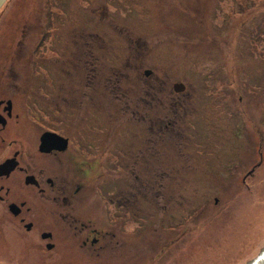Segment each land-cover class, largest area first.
Listing matches in <instances>:
<instances>
[{"label":"rangeland","instance_id":"1","mask_svg":"<svg viewBox=\"0 0 264 264\" xmlns=\"http://www.w3.org/2000/svg\"><path fill=\"white\" fill-rule=\"evenodd\" d=\"M82 1L61 0L69 17L59 18L56 27V45L69 50L70 75H63L66 63L49 60L63 48L49 41L41 45L47 29L44 0H10L1 10L0 52L8 59L0 66L38 68L30 59L45 52L43 64L58 69L57 83L67 88L40 105L60 104L59 116L95 145L85 182L101 181L116 200L134 178V225L125 224L118 233L115 251L84 263H248L264 247V0ZM103 5L109 8L101 25L107 42L99 64L87 63L88 88L103 85L94 95L86 93L82 71H74L80 50L73 40L76 28L88 32L102 22ZM14 53L18 57L9 62ZM177 83L186 91L175 93ZM143 84L157 86L150 114L169 121L164 136L148 133L150 124L139 122L127 106ZM97 131L104 132L101 139ZM113 143L117 183L107 150ZM128 229L134 233L128 236ZM9 238L0 264L48 260L28 251L27 241Z\"/></svg>","mask_w":264,"mask_h":264},{"label":"flooded vegetation","instance_id":"2","mask_svg":"<svg viewBox=\"0 0 264 264\" xmlns=\"http://www.w3.org/2000/svg\"><path fill=\"white\" fill-rule=\"evenodd\" d=\"M44 1L47 29L41 45L49 41L53 47L63 48V52L51 54L49 60L66 63L68 67L63 74L66 78V75L71 74V64L67 62L69 50L64 49V43L56 45V27L59 18L69 17V14L64 10L61 0ZM82 2L85 3L84 0ZM100 10L104 12L102 22L97 26L91 23L93 25H90L88 32L76 28L74 32L77 38L73 40L80 50L79 54L76 53L78 58L75 55L77 61L74 71H82L81 82L85 83L86 93L93 91L94 95L98 93L96 89H101L103 85L94 84L91 90L86 75L88 61L97 66L103 44L107 42L102 37L101 25L104 17H108L109 8L103 5ZM111 21L115 23L114 18ZM25 31L22 30V35H25ZM17 53L9 62L18 57ZM44 53L36 52L30 59V65L38 68L0 66V251L10 237L19 242L27 241L28 251L46 255L48 260L41 264H85L87 259L98 260L105 253L115 251L120 246L116 241L118 233L125 229V224L134 225L136 183L134 178L128 181L115 200L103 191L101 181L85 182L88 162L93 160L95 145H90L87 135L81 130L73 128L71 120L59 116L60 111L56 112L55 106L60 107V104L46 103L53 105L54 109H44L40 105L53 93L57 94L58 90L60 94L63 86L67 88L65 82L57 83L58 69L47 68L43 64L42 60L45 59L41 56ZM7 57L6 53L3 56L0 52V64L5 63ZM91 70H88L91 76L99 74ZM147 73L148 77L152 75L148 70L144 75L147 76ZM156 88V85L143 84L138 90H133V97L127 106L139 122L150 124L148 133L164 136L169 121L160 116L152 118L150 114L153 102L150 97ZM90 99L94 103L93 95H90ZM83 126L88 128V123L85 121ZM46 134H50L54 141L48 150H43L42 138ZM95 135L100 138L99 135H104V132L97 131ZM115 145L111 144L107 150L111 149L112 152L109 163L115 167L112 171L114 183H117L119 159ZM131 174L133 177V171ZM144 186L150 188V183H139V187ZM146 191L148 189L144 190L147 199L150 197ZM92 196L94 199H86ZM124 233L129 236L134 231L128 229Z\"/></svg>","mask_w":264,"mask_h":264},{"label":"water","instance_id":"3","mask_svg":"<svg viewBox=\"0 0 264 264\" xmlns=\"http://www.w3.org/2000/svg\"><path fill=\"white\" fill-rule=\"evenodd\" d=\"M8 0H0V10L2 9V7L7 3ZM175 91L177 93H183L186 89L184 84H176L174 87ZM53 138L50 136V134H46L43 138H42V146L41 149L43 150H48V148H50L49 146H51ZM6 166H4L3 169H5ZM247 264H264V247L261 249L260 253L258 254V256L256 258H254L253 260L249 261Z\"/></svg>","mask_w":264,"mask_h":264}]
</instances>
